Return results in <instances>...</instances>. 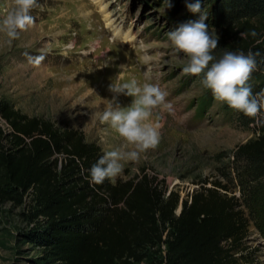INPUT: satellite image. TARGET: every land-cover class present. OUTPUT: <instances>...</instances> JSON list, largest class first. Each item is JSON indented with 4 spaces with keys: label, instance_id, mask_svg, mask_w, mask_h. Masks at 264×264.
Masks as SVG:
<instances>
[{
    "label": "rangeland",
    "instance_id": "374dc122",
    "mask_svg": "<svg viewBox=\"0 0 264 264\" xmlns=\"http://www.w3.org/2000/svg\"><path fill=\"white\" fill-rule=\"evenodd\" d=\"M188 2L38 0L31 12L35 25L10 49L0 47V101L60 128L81 131L104 154L120 145L108 126L92 116L113 99L109 85L131 78L158 84L172 105L171 113H162L159 144L138 162H125L111 182L134 179L143 171L167 192H177L181 201L204 183H220L239 199L249 221L241 264H264V180L245 185L246 174L237 171L233 156L255 134L226 115L223 103L201 86L202 77L182 73L187 58L175 53L167 38L179 25L199 18L188 11ZM213 4L201 0L210 34ZM42 52L44 60L34 66L29 58ZM207 93L211 105L200 114L197 108ZM132 99L120 95L113 106L126 108ZM22 212L0 205V264H39L42 250L23 236L29 224Z\"/></svg>",
    "mask_w": 264,
    "mask_h": 264
},
{
    "label": "trees",
    "instance_id": "16d2710c",
    "mask_svg": "<svg viewBox=\"0 0 264 264\" xmlns=\"http://www.w3.org/2000/svg\"><path fill=\"white\" fill-rule=\"evenodd\" d=\"M208 1L218 37L213 55L259 52L248 83L253 93L264 90V0ZM251 30L255 38H241ZM203 99L200 114L211 105L208 93ZM222 109L254 132L233 156L245 185L262 182L264 124L227 104ZM0 121L6 126L0 125V205L23 209L29 224L23 236L42 250L39 264H241L245 258L249 221L220 183H204L182 201L143 171L92 186L89 170L103 152L81 131L23 114L5 100Z\"/></svg>",
    "mask_w": 264,
    "mask_h": 264
},
{
    "label": "clouds",
    "instance_id": "9594fccd",
    "mask_svg": "<svg viewBox=\"0 0 264 264\" xmlns=\"http://www.w3.org/2000/svg\"><path fill=\"white\" fill-rule=\"evenodd\" d=\"M37 7L38 0H0V47L10 49L20 39L21 33L35 25L31 12ZM187 8L193 14L199 13V18L167 33L173 51L187 58L182 73L202 77L201 86L212 92L216 102L227 104L256 124H264V90L253 93L248 83L260 53L226 51L217 59L213 52L217 48L218 37L209 33L201 0H191ZM240 36L246 40L249 36L255 38L257 33L251 30L241 32ZM44 58L45 53L42 52L29 59L34 66H39ZM109 91L113 99L103 111L94 112L92 116L108 126L120 145L104 152L91 166L88 179L92 186L102 185L106 179L114 181L122 173L125 162H138L149 150H154L160 141L162 113L172 112V105L166 101L167 93L158 84H141L135 78L117 79L109 85ZM120 95L132 97L131 105L121 108L117 103L114 107Z\"/></svg>",
    "mask_w": 264,
    "mask_h": 264
},
{
    "label": "bare ground",
    "instance_id": "6f19581e",
    "mask_svg": "<svg viewBox=\"0 0 264 264\" xmlns=\"http://www.w3.org/2000/svg\"><path fill=\"white\" fill-rule=\"evenodd\" d=\"M110 20V19H109ZM128 36H126L125 38L127 39Z\"/></svg>",
    "mask_w": 264,
    "mask_h": 264
}]
</instances>
